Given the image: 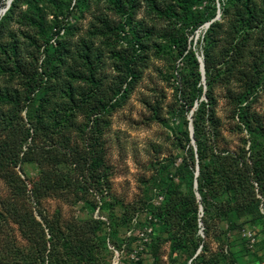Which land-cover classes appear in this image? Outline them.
<instances>
[{"label": "rangeland", "instance_id": "1", "mask_svg": "<svg viewBox=\"0 0 264 264\" xmlns=\"http://www.w3.org/2000/svg\"><path fill=\"white\" fill-rule=\"evenodd\" d=\"M0 3L1 17L7 0ZM130 3L122 0L121 13L114 0H71L56 21L64 27L59 43L53 34L58 11L51 5L43 8L42 31L18 14L0 37V264H190L195 256L188 241L192 233L183 230L172 210L180 192L201 199L195 172L190 181L182 166L187 146L193 148L185 135L190 125L193 130L198 107L190 100L196 70L187 52L203 62L208 21L192 29L181 16L164 12L172 6L180 13L170 0ZM213 4L219 24L208 55L211 84L207 88L204 77L197 86L213 110L215 144L227 158L219 181L226 185L234 173L229 172L233 158L253 144L264 149V0H251V21H245L237 3L222 17L220 0ZM206 5L207 0H190L194 14L208 15ZM179 33L183 37L173 42L171 34ZM45 38H50L47 45ZM238 39L243 45L236 48ZM45 55L50 56L49 75L25 101V82L15 69L40 70ZM126 58L135 61L137 78L120 105L99 116L100 134L94 133L106 174L85 183L69 161L85 151L95 103L119 97ZM90 71L94 88L87 82ZM6 97L17 99L18 106ZM85 99L52 133L53 119ZM25 129L29 138L19 147ZM238 217L236 229L229 230V222L211 211L201 243L204 261L264 264L262 224ZM243 231L255 234L253 245L244 241Z\"/></svg>", "mask_w": 264, "mask_h": 264}, {"label": "trees", "instance_id": "2", "mask_svg": "<svg viewBox=\"0 0 264 264\" xmlns=\"http://www.w3.org/2000/svg\"><path fill=\"white\" fill-rule=\"evenodd\" d=\"M71 0H12L10 6L5 11V13L0 17V37L3 35L4 30L6 29L9 22L17 19V15L20 14L21 19L25 24H30L37 26L39 31H42V23L44 19L43 8L46 5H51L56 8L58 12L53 14L55 20L54 25L56 26V21L59 15H63V7L67 9ZM78 1V0H75ZM131 3L134 0H130ZM173 7L177 6L180 9V13L173 11L172 6L166 7L164 12L174 16H181L188 25H191V28H195L203 22H210L205 35L203 36V50L202 58L204 62V77L207 88L211 84V69L208 67V55L210 50V44L214 43L215 39L213 37L214 27L219 23L217 19L211 21L215 18V7L214 0H207L206 9L211 10L208 15H198L194 14L190 8V0H170ZM235 3L240 6V13L246 15L245 21H251L254 18L253 10L250 7L251 0H220L221 4V17L228 11L229 6H233ZM26 7L25 11L21 12V6ZM45 5V6H44ZM4 6L3 3H0V7ZM114 6L123 13L121 9L122 0H114ZM244 16V15H243ZM19 17V18H20ZM60 28L64 27H54L53 34L56 36L60 33ZM41 35L42 32H41ZM173 42H179L180 38L183 37V33H179L177 36L171 34ZM60 37H56V43L60 42ZM50 42V38L44 39V44L47 45ZM141 47L139 41H135ZM243 45V40L238 39L235 41L234 46L236 48ZM138 46V47H139ZM46 50V49H45ZM182 53V52H181ZM188 56L191 59V62L194 65V80L191 85V94L190 100L196 99L198 101V107L192 117L193 124V139L195 144V151L191 146H187L186 154L188 161L186 165L182 166L188 171L190 181H193L195 167H198V175L195 177L197 187L196 191L200 195V200L196 201V197L190 191L189 193H179V202L178 205L173 207L172 212L179 215V221H181V227H188L191 235V239L188 240L192 245V254L195 255L190 261V264H211V262L204 261V255L201 254L205 251V245L202 243L204 237L208 236L209 232V223L208 219L210 217L211 211L216 210L219 214L226 219L225 221L229 222L228 229H236V224L233 221L238 216H248L253 222V224H262L264 228V149L256 148L253 145H250L248 152L244 151L243 155L238 159L233 158L234 164L233 167L229 168V172H234L231 177L227 176L226 185H222L225 173L224 168L226 164V155L218 151V147L215 144L217 137V128L216 122L213 118V110L210 103H208L207 94L202 90L201 86L197 84L201 80V73L198 71L199 61L198 57L194 54L193 51L189 50L187 52ZM50 56L45 55V61L43 60V65L38 68H34L29 72H23L21 69L17 68L15 71L18 75L24 80V89L25 95L24 100H32L34 92L37 90V87H41L46 80V77L50 72ZM228 63L229 61H223ZM135 61L133 58L123 59L121 68L124 72V82L120 90L118 98H113L110 101L104 102L98 100L94 105V110L92 114V119L89 125V138H87L86 148L84 153L75 159H70V164L78 169V172L81 173L82 177L85 180V183L97 182L99 177L105 176L106 169L102 164L101 151L98 149L96 142L97 139L94 136V133L100 134L99 128V116L102 114L108 113L111 109H114L120 105V103L126 98L130 88L132 87L134 81L136 80V71L134 70ZM87 82L91 88L96 86V81L94 80V75L90 71L89 76L87 77ZM118 90V91H119ZM201 95H206L207 100L199 101ZM89 98V96H87ZM86 98V99H87ZM80 101L79 103H72L69 108L62 111L60 118H54L53 124L54 129L52 133H58L61 126L67 122L72 116L73 112L84 105L87 100ZM5 102H11L14 106H18L17 99L13 97H6ZM247 108H244L243 115L246 117ZM242 122L243 118L241 117ZM9 124V123H5ZM33 121H29L27 128H32ZM246 128L251 132L248 123ZM185 141L190 142L189 136L185 135ZM20 142L19 147L22 146L24 142L29 138L28 129H25L24 132L20 133ZM245 154V155H244ZM239 167V170L236 168ZM227 192L229 197H227ZM178 206V207H177ZM201 207V212L199 211ZM201 213V216H200ZM230 219V220H229ZM201 222V225L199 224ZM196 230H201L203 235L200 238L199 234L196 235ZM193 231V232H192ZM264 232V229H263ZM189 236V233L187 234ZM243 237V236H242ZM255 237V234H254ZM227 238V237H226ZM244 241L248 243L247 239L243 237ZM256 242V238H255ZM249 244V243H248ZM180 248V247H179ZM199 250V252L197 251ZM235 259H238L239 254L234 253ZM244 255V254H243ZM242 255V256H243ZM240 258V257H239ZM218 258L214 260V263H217ZM237 264V263H235Z\"/></svg>", "mask_w": 264, "mask_h": 264}, {"label": "water", "instance_id": "3", "mask_svg": "<svg viewBox=\"0 0 264 264\" xmlns=\"http://www.w3.org/2000/svg\"><path fill=\"white\" fill-rule=\"evenodd\" d=\"M10 2H11V0H7V6L3 9V12L6 11V9L8 8V6L10 4ZM218 17H219V15H217L215 19H217ZM209 23L210 22H208L205 25L206 28L208 27ZM198 61H199L201 79H202V81H204V67H203V62H202V59L200 57H198ZM189 138H190V143L193 145V150L195 151V144H194V139H193V130H192V126L191 125L189 126ZM197 175H198V167L196 166V168H195V177ZM194 187H196V184H194ZM195 195L198 196L197 192L195 193ZM199 211L201 212V207H199ZM200 216H201V213H200ZM199 224L201 225V222H199Z\"/></svg>", "mask_w": 264, "mask_h": 264}, {"label": "built area", "instance_id": "4", "mask_svg": "<svg viewBox=\"0 0 264 264\" xmlns=\"http://www.w3.org/2000/svg\"><path fill=\"white\" fill-rule=\"evenodd\" d=\"M242 236L247 239L250 246L255 243V237L252 231H243Z\"/></svg>", "mask_w": 264, "mask_h": 264}]
</instances>
